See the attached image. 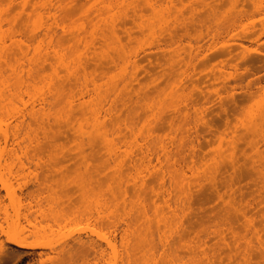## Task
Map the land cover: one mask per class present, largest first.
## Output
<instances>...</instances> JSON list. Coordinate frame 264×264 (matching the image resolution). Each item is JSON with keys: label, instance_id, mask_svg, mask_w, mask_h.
<instances>
[{"label": "rangeland", "instance_id": "rangeland-1", "mask_svg": "<svg viewBox=\"0 0 264 264\" xmlns=\"http://www.w3.org/2000/svg\"><path fill=\"white\" fill-rule=\"evenodd\" d=\"M142 1L120 0L118 3V0H16L11 4L9 0H0L4 8L3 25L6 27L10 23L18 34L23 33L22 35L29 39L31 37L34 39L37 36L36 40L42 38L45 40V37L40 33L41 31L36 33L33 31V24L47 25L53 23L48 10L44 9L42 5L45 2H51L54 5L55 9L51 14H54L57 21L64 22L70 27L67 33L64 25H60L61 28L58 32L60 38L57 39V43L59 47L60 42L62 43L64 52L69 57L68 62L71 67L72 60L78 65L77 80L66 82L65 86L67 88H64L65 93L68 91L66 94L73 96V100H75V117L78 123L82 124L83 129L90 132V128L86 130L88 124L94 119V116L90 118V109L92 106H99L101 110H99L97 116L99 115V118L102 121L104 119L108 124L106 129L103 130V133L107 132L105 137H102L104 134L100 130L101 137L96 136L88 141L90 142L87 143L88 146L85 140L89 139L84 140V138H87V136L91 138L93 134L91 136L86 135L83 140L79 138L85 143L84 146L86 145L84 147L85 153L91 152L93 156H89L87 160H81L80 157H68L65 160L59 158L57 160L59 172L52 171V176L49 178L48 184H50L51 190L42 188L40 192L33 194L32 199L28 193L32 191L33 186L39 178L41 180L42 176L34 171L33 166L30 168V172L28 170L22 172L19 171L18 166L8 169L4 165V159L1 160L0 178L6 184V187H3L0 181V223H3L4 232L6 234H21L24 230L23 232L28 236V243L33 244L40 241V243L44 242L47 246L33 251L18 249L7 244L5 234H0V264H78V262L84 264V258L79 259L80 257L73 261L61 259L63 249L66 248L72 251V249L77 248L78 244L88 246L90 241L99 245L103 243L104 247V242L98 236H104L105 234L109 236L113 232L114 237L115 229L109 226V221L105 218L108 215V212H105L108 211L105 204L110 195L107 185L109 186L111 183V181L108 183V178L113 175L112 172L115 168L118 169L119 161L126 159L124 157L125 152L130 153L134 148L133 151L136 154L131 151L132 154L136 156L139 154L140 149L138 148L142 143H145L143 140L146 136L145 131V136L143 135L142 139L139 130H142L141 126L146 115H151V111H148L143 116L141 110L138 109L137 117L142 118L141 121L139 120L135 124L136 129L139 128V130L135 129L134 131L139 134L136 138L138 141L135 139L136 135L132 138L133 135H128L125 129L129 110L127 108L132 106L135 91H140L141 94L143 92L142 88H149L152 91V94L149 93V97L150 94L153 95L156 92L155 95L159 98L156 97L158 102L160 100L163 104L164 96L161 91L164 90L163 88L166 87V83L170 78L168 75L169 70L166 68L168 63L163 56L165 57L164 54L168 55V52L172 53L174 50H177V52L175 51V57L180 54L182 57L187 58L188 66L184 67L183 64H176L177 66L174 68V79L182 84L178 85L176 83L174 85L175 96L172 98L174 101L171 99L170 103L167 102L168 105L171 104L170 107H174L166 112L168 124L160 126L157 129V134L165 137L167 145L170 144V137L174 136L177 141L182 140V137L185 138L182 140L185 141L183 149L181 148L179 155L175 154L177 155L175 158L179 161L176 169L182 172L189 182L196 183L192 189L191 198L193 213L187 224L190 236H188V240L198 241L200 237L201 240L206 242V249L210 251L218 249L214 264H243L241 256L237 253V242L234 235L225 226H222L223 223H231V227L235 231L241 234L247 233L253 243L257 244V240L250 231H246V218L243 217V211L247 213V217L254 220L264 240V190L258 174V169L262 170L264 168V143L261 142L252 149L250 143L246 141L251 139L249 134H246L250 118L257 115L258 108L260 109L264 100V11L255 10L250 0H234L233 2L232 0H203L202 5L199 1L186 0L188 1V4L187 2L186 4H191L192 8L195 9L193 12L196 17L194 15L193 19L199 17L200 14L204 17V26L198 27L193 22L189 28V37L181 39L180 43L170 46L169 38L172 31L171 26L174 22L173 16L174 12L182 7L180 6L182 5L180 0L177 2L179 8L176 6L177 9H171L172 12L169 11L172 17L170 14H165L164 19L170 18V21L166 20L167 23L164 22V25L163 23L157 24L160 15L159 17L155 16L156 25L154 24V27L159 25L162 28L157 29L159 27H156V32L154 27L153 30L145 29L148 33L138 28V25L143 24V21L147 17L150 19L151 16L147 15L151 14L150 10H147L148 13L145 9L143 12L145 19L143 18L141 22L140 16L137 17V6ZM260 1L262 7H264V0ZM110 2L113 5L108 10ZM252 2L254 3L255 0H252ZM165 5L166 3H163L164 9L167 8V5L169 8L171 6L168 3ZM193 12L187 14L188 19H192ZM241 12H244L245 16L248 14V16L242 17ZM232 17H238L235 21H239L235 26L227 22L223 24L224 19L230 20ZM112 20L119 25V30L117 36L109 41L106 40L109 34L105 25ZM166 24L168 28H166ZM166 29L167 31L171 29L170 33H168L169 31L166 32ZM143 32L144 35H142ZM177 32L180 34V29ZM152 33L153 35L159 33L156 35L157 38L160 35L158 40ZM139 40L144 41V43H141V41L139 43ZM137 42L141 46L140 48ZM133 44L136 45H134V49L140 57H138L139 59L134 56L136 53L135 51L133 53ZM244 52L249 54L245 59L243 58ZM130 56L131 58L134 56L132 60ZM44 67L43 76H51L53 71L50 67L48 65ZM133 70L138 71L134 72ZM64 72L62 71L61 75L64 76ZM24 78L26 79L25 75ZM134 78H138V82ZM153 79H157L154 83L155 86H159V89L161 88V91L152 90L154 84L151 83V80L153 81ZM182 79L184 80L182 81ZM185 87H187L186 91L183 90ZM38 88L46 92L48 87L46 82L42 81V83H39ZM95 90L97 91L95 92ZM127 93L130 95L127 96ZM182 94L188 95V108H185L182 102ZM93 95H99V98L96 96L95 100ZM91 96L93 100H90ZM24 99L27 98L24 97ZM180 110H183V112L179 115ZM184 116H186V126H183V123L185 124V121H182ZM86 117H88V121H91L90 123ZM171 122L172 126L169 127ZM115 124L116 126L113 129L116 130V133L112 135L109 133L112 130L110 126ZM121 125H123L121 128L118 127ZM66 130L61 129L57 137L61 139L59 143L62 142L61 144L58 143L60 146L62 145L60 148L68 151L74 147L75 143L72 141L75 135L68 129ZM108 133L112 136L118 135L119 138H112ZM109 138L113 139L114 142L116 140L119 142L120 148L118 143L115 148L118 147L117 149L121 152V155H124L120 157L121 160H119L120 158L117 159L119 160L118 163L117 160L113 162V159L107 156V150L105 149H107L108 141L105 140ZM120 140L124 141L125 144L127 143V145H124V142H121V144ZM134 140H136L135 144H133ZM105 142L106 144H104ZM101 143L104 144L103 147ZM179 143L177 142L176 145ZM41 144L44 145L43 140H41ZM128 144L131 146L133 144L135 147L132 146L131 149ZM137 146L138 148L135 150ZM121 148H125L123 151H127L123 152ZM92 152H94L96 158ZM51 153H53V150L50 147L43 152L44 155H50ZM99 153L100 156L97 155ZM258 153L263 155L262 160L258 159ZM180 157L184 160L180 161ZM107 160H112L109 161V164L106 162L107 165L111 166L108 167L109 169L105 168L107 166L105 161ZM46 162H49V159ZM123 162L125 163H123L122 170L126 173L127 167L130 166V159L127 158ZM216 163H218L219 170L215 175L216 180L212 182L209 178ZM53 165L54 162L51 161V166ZM111 168L113 169L110 170ZM17 172L21 174L14 178L11 173ZM125 173H123V181H125ZM131 183L129 182L127 187L128 201H130L129 197L132 199L134 196ZM156 187H158L157 183ZM123 189L125 188L123 187ZM149 196H152L151 200L156 205L163 207L164 200L157 196L154 197L152 194ZM229 202L234 204V210L231 212L227 207ZM99 214L100 217L103 216L102 219L99 218ZM226 219H229L228 222ZM27 222H31L30 227ZM217 223L221 224L220 228L223 229L226 246H220V237L213 234L206 235L204 232L200 233L202 230L200 225H203V228L206 227L210 233ZM32 224L35 226H32ZM115 242L119 244L120 238H115ZM5 248L10 249V251L5 252ZM24 251L33 254L22 259L15 258L14 255L17 252ZM19 253L17 256H19ZM38 253H42L41 257ZM261 255L259 250H253L250 256V264H264V259H262L264 256ZM91 259L92 257L88 258V260Z\"/></svg>", "mask_w": 264, "mask_h": 264}, {"label": "bare ground", "instance_id": "bare-ground-1", "mask_svg": "<svg viewBox=\"0 0 264 264\" xmlns=\"http://www.w3.org/2000/svg\"><path fill=\"white\" fill-rule=\"evenodd\" d=\"M15 1L16 0H9L11 4ZM194 1H199L202 5L203 0H194ZM233 1L234 0H232V2ZM250 1L254 5L253 8H255V10L259 12L264 11V7H262V3L260 0H255L254 3L252 2V0ZM119 2L120 0H118V3ZM177 2H179V0H143L142 3L139 2L137 6L136 14L137 17L140 16L141 22L142 19L144 18L143 12L145 9L146 11L150 10L151 14H147V15H151V16L150 19L147 17V19L143 21V24H141L140 26L138 25V28L141 31L142 30L145 31V29L148 30L152 29L156 21L155 16L159 17V15H160L159 21L158 23L157 22L156 23L157 24L163 23L164 25V22L167 23L166 20L170 21L169 20L170 18H167L166 20L164 19L166 17L165 14L171 15L172 12L171 9L176 8ZM186 2L188 4V1L180 0V3L182 4L180 6L182 7L180 9L176 8L177 11L174 10L176 12H174L175 13L173 16L174 20L172 19L174 22L172 23L171 26L172 27L171 33H170L171 29L168 30L169 32L166 29V32L170 33V38H169L170 46L180 43L181 39L189 37V28L190 26H192L193 22L197 24L198 27L204 26V22H205L204 17L200 14L199 17L193 19V16L195 15L193 11H195V9L192 8L191 4L187 5ZM163 3H166V5L167 3L171 5L170 8L167 5V8L164 9ZM112 5L113 3L110 2L108 6V10L112 8ZM42 7L48 10V13L51 15L53 19V23L47 25H43V24L37 25L34 23L32 27L33 31H35V33L41 31L40 33H42L43 37H45V40L43 38L36 40L35 39L37 37L36 36L34 37L35 39L34 40L32 37H31L32 39L25 38V36L22 35L23 33L21 35L18 34L14 30V26H12L10 23L6 27L3 25L2 16L4 13V8L2 3H0V167H1L2 159H4L5 162L4 165H6L5 167H7L8 169H11L13 166H18L19 171L25 172L26 170L29 171L32 166L34 167V171L42 177L41 180L39 178V180L33 186L32 191L28 193L31 199L33 198V194L36 192H40L42 188L51 190V186L50 184H48L49 178L52 176L51 175L52 171L59 172V169H57L58 167L57 160L59 158L65 160V158L68 159V157H80L81 160L83 159L87 160L89 156H93L91 155V152L88 154L85 153L84 147H86L87 143H90L88 141L92 140L96 136L102 135L103 130H105L106 126L108 125L106 124L104 119L102 121V119L99 118V115L97 116V114H99V110H101L99 109V106L97 107L92 106L93 108L91 107L90 109L91 111L87 108L91 112L90 118L94 116L92 122L88 121V117H86L87 121L89 123L91 122L90 124L87 123L88 127L86 126L87 127L86 130L90 128V132H88L89 130L85 131V129H83V127L81 126L82 124L80 125V123H78L74 114V110L76 108V105L74 104L75 100H73L74 99L73 96L67 95L66 93L68 91L65 93V89H64L65 87L67 88V86H65L66 82H70L76 79L79 73L78 65L76 64V62L72 60V67H71V64L68 62L69 57L64 52L62 43L60 42V47L57 43L58 42L57 39L60 38L58 37V32L59 29L61 28L60 25H64L67 33L70 27L64 22L57 21V18L54 16V14H51L53 9H55L54 5L51 2L49 3L45 2L42 5ZM162 7L164 10L162 9ZM170 10L171 12H169ZM190 12L194 13L192 15V19H188L189 17L187 16V14H189ZM161 14H163V16H161ZM240 14L242 17L245 16L244 12L243 13L241 12ZM232 15L233 13L231 14V16ZM167 16L170 17L169 15ZM246 16H248V14ZM235 18L236 17H232V19L230 20L224 19L223 24L227 22L230 23V25L235 26L239 21V20L235 21L238 19V17L236 19ZM115 22L116 21L112 20L106 23L105 27L108 28V34H109V37L106 40L109 41L113 40L114 37L117 36L116 34L118 33L119 25ZM156 27H159V25ZM156 27H154L155 32H156ZM160 27L157 29H160ZM165 27L163 26V28ZM166 28H168V25ZM179 29L181 35L177 32ZM30 31L32 30L30 29ZM145 32L148 33L147 31ZM157 34L154 33L155 37ZM142 35H144V32ZM149 36H150V31H149ZM159 37L160 35L158 36V38ZM140 41L141 40H139V43ZM141 43H144V41L143 42L141 41ZM134 45L135 44H133V53L135 51ZM140 47L141 46H139V48ZM119 50H121V48H119ZM175 51L177 52V50H174L172 52L174 53L173 54L174 56L170 52H168V55L164 54L165 57L163 56V58H165L168 63L166 68L169 70L168 75L170 77L166 83V87L163 88L164 90L162 89L163 91H161V88L159 89V86H155L154 82H156L155 80L157 79L155 80L153 79V81L151 80V83L154 84L152 90L154 91L160 90L163 93L164 96L163 104L160 102V100H159L160 103L158 102L157 100L158 96L155 95L156 92L153 93V95H155L153 97V95H151L152 91H150L149 88L143 89L141 86L143 92H141L140 94V91L138 92L136 90L135 96L132 99V106L127 108L129 109L127 113V120H126L127 123L124 120H121L122 117L120 116L121 117L120 120L125 122L126 128L125 126L124 128L127 130L128 135L131 134L133 135L132 138H134V135H136L135 137L136 139L137 136H139L140 134L141 138L143 139V137L145 136L144 133L146 131V136L144 137L143 140V142L145 141V143L144 144L142 143L143 145L141 144L139 148L138 145L135 149V150H137V148L140 149V152L139 154L137 153L138 154L137 156L133 155L131 152L134 150V148L131 151L129 150L130 153L127 150H125L127 152L123 151L125 148L124 149L121 148L122 151L125 152L124 153L125 156L123 154L122 155L126 157V159L127 158L130 159L129 168L127 167V165H125L127 167V171H126L127 174L122 170L123 163H125L123 161L124 160L126 161V159L121 160L122 158L120 157L123 156L121 155V152H119V150L117 149L118 147L115 148L117 143L120 148L119 142L117 140L116 142H114L113 139H110L111 137L109 138L110 140L109 139L105 140L108 141L107 149L104 148L105 150H107V156L113 159V162L118 158H120L119 160H121V161L117 160V163L119 161V164L118 165L116 164L118 169L115 168L114 171L112 172L113 175L109 176L110 178H108L109 179L108 183L111 181L109 186L107 185L109 191L108 193H110V195L108 201H106L105 204L106 207H108V211H105L108 212V215L106 216L104 215V216L106 220L109 221V226L115 229L114 237L112 235L113 234L112 231H111L112 233L109 236L107 234H105L104 236L99 235L98 237H100V240L104 242V247H103V243H101L102 245H99L97 243H92L90 241V244H88V246L85 244H81V245L78 244L77 248L72 249V251L64 248L62 251L63 255L61 253L62 255L61 259L63 260L70 259V261H73L80 257L79 259L84 258V262L82 261L84 264H214V259L217 258L218 249L217 250L213 249L211 251L206 249L205 248L206 242L204 240H201L200 237L198 238L199 239L198 241H195L193 239L188 240L189 231L187 224L189 217L193 213L191 206V198H192V189L195 187L196 183L189 182L186 179L185 175L176 169L179 161L175 158L177 155H179L180 151L183 149L185 141L182 140H184L185 138L182 137V140L180 139L177 141V139L174 136L170 137V144L167 145L165 143V137L161 136L160 134L159 135L157 134V129H159L160 126L162 125L164 126V124L165 125L168 124V117L166 116L167 114L166 112H169L170 108L174 107V106L170 107L171 104L168 105L170 103V100L173 98V96H175L174 85L176 83L178 85L182 84L180 81L179 82L175 81L174 68L175 66L181 64H183L184 67L188 66L187 58L182 57V55L180 54H177L175 57ZM135 53L136 54L133 55L137 59L139 56L137 55L136 51ZM169 54H171L170 57ZM248 55H249L248 52H244L243 58L245 59L246 57H248ZM127 56L129 57V55ZM133 57L131 58L130 56V59L132 60ZM77 62L79 63V61ZM45 65H48L50 69L53 71V73H51L52 74L51 76H43ZM62 71L63 72L65 71L64 76L61 75ZM24 75L26 76V79L24 78ZM182 76H186V75H182ZM134 79L136 81L138 80V78H134ZM183 80L184 79H182V81ZM42 81H45L47 84L48 88L46 92L38 88L39 83H42ZM186 88L187 87H185L183 90H185ZM96 91L97 90H95V92ZM129 93H127L126 95L129 96L130 95ZM149 93H151L150 97H149ZM183 93L185 92L183 91ZM96 96L98 97L99 95ZM96 96L93 95V99ZM24 97H26L27 99L25 100ZM93 99L91 96L90 100ZM138 99L140 100V102ZM172 100L174 101V99ZM168 101L169 103H167ZM187 101H188V95L182 94V102L185 108H188L189 106V102ZM138 109L141 110L143 116H145V114L148 111H151V115L149 116L146 115V117L144 118V122L142 123L141 126L142 130H139V128L136 129L135 127L136 126L135 124L138 123L139 120L140 121L142 120V118L140 119L139 117H137ZM176 111H178V109H176ZM182 112L183 110L182 111L180 110L178 112L179 115L182 114ZM100 119L102 122L100 121ZM183 119L184 120L182 121H185V124L183 123V126H186L187 125L186 116H184ZM114 121L116 122V120ZM110 123L111 121L109 122V124ZM116 124L110 126L112 127V130L111 128H109L111 130L109 133L112 135L116 133L115 132L116 130L113 129L115 128ZM118 125L120 124L118 123ZM123 125L118 127L121 128ZM171 126H172V122L170 123L169 127ZM61 129H63V131L64 129L65 130L68 129L70 132H73V135H75V137L73 136L74 139L72 141L75 143V144L73 143L74 147H72V149L68 151L67 150L65 151L63 148H60L62 145L61 146L59 145L62 142L59 143L61 139H59L57 135L60 133ZM135 129L139 130L140 133L139 134L137 133L138 135L134 132ZM100 130H102L101 134H100ZM246 132H247L246 134H249V136L251 137L250 139L251 141L250 140H246V141L250 143L252 149L257 144H260L261 142L264 143V100L260 109L258 108L257 115L254 118H250V123L249 126L246 128ZM105 133H103L104 134L102 136L103 138L106 135ZM39 135L41 136L40 138ZM86 135H90V136L92 135V136L91 138L89 136H87V138H84L86 137ZM123 135L124 134L122 131V136ZM117 136L114 135L112 136V138ZM79 138H81L82 140L83 138L84 140L85 139H89V140L87 141L85 140L86 145L84 146L85 143L81 139L79 140ZM127 139L129 140L130 138ZM41 140H43L44 145L42 144L40 145ZM136 140H134L135 142L133 144L136 143ZM121 142L124 141L120 140V143ZM177 142L180 143L176 145ZM102 143L101 145L103 147L104 144H106V142L104 144ZM127 143L129 142L127 141ZM127 143L125 144L124 142V145H127ZM130 144H128V146L131 149L132 146L135 147L133 144L132 146ZM96 146L94 147L96 148ZM49 147L53 150V153H51L50 155H44L43 152H45ZM100 151L101 150L99 149V152ZM92 153L94 154V152ZM97 155L100 156V153ZM94 157L96 158L95 154ZM231 158L233 157L231 156ZM262 158L263 155L258 153V159L262 160ZM47 159H49L50 164L49 162H46ZM181 160L183 161L184 159L180 157V161ZM51 161L54 162L53 166H51ZM109 161L110 160H107L105 161V163L108 162L109 164L112 160L110 162ZM105 165H107V163ZM108 167L110 168L111 166L107 165L105 168L109 169ZM112 169L113 168H111L110 170ZM218 170H219V166L218 163H216V166L213 168L211 172V176L209 178L212 182L216 180L215 175L218 172ZM123 173H125L126 175L124 178L125 181H123ZM19 174L21 173L18 172L11 173V175L14 178L20 176ZM258 174L260 175L259 178L261 179L263 185L262 189L264 190V168L262 170L258 169ZM0 181L2 182V186L6 187L5 182L2 181L1 178ZM129 182L130 183L132 182L131 185L133 186V190H134L133 198L131 199L129 197L130 201H128L127 199V194H128L127 187L129 185ZM156 183L158 187H156ZM123 187L125 189H123ZM150 194L154 195V197L157 196L158 198L160 197L162 200H164L163 207H159L158 205H156L155 202L151 200L152 196H149ZM227 205L229 212L234 210L233 203L229 202ZM106 207L104 208L107 210ZM242 214L243 217L246 218V227H245L246 231L247 232L250 231L252 236H254V238L257 240V244L253 243L252 239L248 237L247 233L241 234L235 231L231 227V223L229 224L223 223L222 226H225L234 235V238L237 242V251H238L237 253L238 255L241 256L243 260V264H250L251 262L250 256L253 250L255 249L259 250L260 255L262 254L261 256L262 257L264 256V240L262 238V235H260L261 231L255 225L254 220L247 217V213L245 211H243ZM99 218L102 219L103 216L100 217L99 214ZM228 220L226 219L227 222ZM28 224H29L28 226L30 227L31 222ZM32 226L35 225L32 224ZM220 226L221 224L217 223V225H215L213 230H211V232L209 233V230L206 227L203 228V225H200V229L202 228L200 233L204 232L206 235H210V234L216 235L220 237V242H221L220 246H226L227 243L223 236V229L220 228ZM107 228L108 226L106 227V230ZM23 231L21 232V234L19 233L6 234L4 232L3 223H0V234L6 235L7 244L13 245L18 249H22V250L30 249L33 251L35 249L46 248L47 245L44 242L40 243L39 241L33 244L28 243L27 242L28 236ZM117 237L120 238L119 244L115 242V238ZM81 243H83V241H81ZM4 251L7 252L10 251V249L5 248ZM18 253L19 252H17V254L14 253L15 258L18 257V259L19 258L22 259L28 255L30 256L33 254L24 251V252H20L19 256H17ZM38 255L41 257L42 253H38ZM89 256L92 257L91 260H88V258H90Z\"/></svg>", "mask_w": 264, "mask_h": 264}]
</instances>
